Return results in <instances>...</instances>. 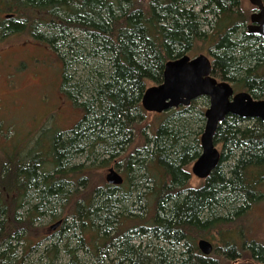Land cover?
<instances>
[{"label":"trees","instance_id":"16d2710c","mask_svg":"<svg viewBox=\"0 0 264 264\" xmlns=\"http://www.w3.org/2000/svg\"><path fill=\"white\" fill-rule=\"evenodd\" d=\"M243 12L242 0H0V38L48 45L70 72L63 92L84 112L71 130L44 127L46 141L34 147L35 134L27 150L0 157V264H222L244 254L264 264V244L224 232L264 203V122L220 124L221 162L192 188L201 138L194 118L174 116L193 104L153 123L142 106L168 61L203 52L217 80L264 99V41L247 33ZM97 148L107 157L97 168L114 162L122 185L74 163ZM48 217L62 226L50 232ZM214 233L203 256L196 236Z\"/></svg>","mask_w":264,"mask_h":264},{"label":"rangeland","instance_id":"374dc122","mask_svg":"<svg viewBox=\"0 0 264 264\" xmlns=\"http://www.w3.org/2000/svg\"><path fill=\"white\" fill-rule=\"evenodd\" d=\"M242 9L245 16L248 17L247 27L250 24V15L253 13L254 7L248 0H242ZM201 54L208 56L206 52ZM0 55L2 56L0 60L2 61L0 62V157H5V152L12 153L16 148L23 151L27 150L30 140L35 134H37V137L32 143L36 147L38 139H42L39 132L44 127L49 129L48 134L57 130H71L75 127L84 112L77 105L74 106L69 96L63 92V74H69L70 72L63 68L62 63L48 45L33 39L26 33L15 34L4 39L0 38ZM198 55L200 54L188 56L194 58ZM192 104V112L177 113L174 118H194L193 121H190L191 128L197 137L201 138L206 121L204 124L203 122L200 123L199 119L202 117H199V114L201 112L205 114L209 107V100L199 98ZM176 110L171 111L174 113ZM156 117V113H147L146 123H153L156 121ZM143 124L145 125V123ZM244 125H252V123L246 121ZM147 134L150 138L152 137V133L149 131ZM42 140L46 141L47 138L44 137ZM216 146L222 151L221 146ZM101 152L103 153V150L97 148L95 153L89 155L90 157L86 154L84 157L76 158L74 163L85 162L88 166H94L96 168L94 174L103 176L105 179L108 168H97L100 162L107 158L106 156H100ZM194 163L195 161L189 167L190 172ZM112 165L110 167H114V162ZM97 180H100V178H97ZM202 183L203 180L196 178L191 172L189 185L192 188H197ZM130 203H125V206L130 205ZM237 221V223L234 221L236 224L233 226L224 228L227 235H232L235 232L233 235L241 240L237 243L246 242L247 244L251 240H255L264 244V203L256 204L243 217V221ZM43 224L50 227L52 223L49 221V217L43 219ZM240 229H243L242 235H240ZM50 232L53 231L50 230ZM214 236L212 234L208 235L207 240L216 245L220 235L214 233ZM202 237L203 235L197 236L196 239H204ZM80 256H85V254L81 253ZM62 257L63 260H68L66 255H62ZM222 264L259 263L253 261L248 254H244L243 258L237 263L222 259Z\"/></svg>","mask_w":264,"mask_h":264},{"label":"water","instance_id":"95a60500","mask_svg":"<svg viewBox=\"0 0 264 264\" xmlns=\"http://www.w3.org/2000/svg\"><path fill=\"white\" fill-rule=\"evenodd\" d=\"M248 1L258 11L251 15L247 33L264 40V1ZM212 70V61L204 54L170 60L166 63L162 83L147 88L142 98L143 109L156 114L188 107L199 98H208L206 123L200 139L201 154L191 171L200 180L208 179L221 162L222 151L215 142L220 124L229 116L264 122V99H255L246 91L236 93L232 84L212 76ZM105 180L115 186L124 183L123 175L115 167L108 169ZM62 224L60 220L52 224L50 230L56 231ZM198 248L204 256H211L214 252L213 244L204 239L198 242Z\"/></svg>","mask_w":264,"mask_h":264},{"label":"flooded vegetation","instance_id":"af4514ba","mask_svg":"<svg viewBox=\"0 0 264 264\" xmlns=\"http://www.w3.org/2000/svg\"><path fill=\"white\" fill-rule=\"evenodd\" d=\"M264 1V0H263ZM258 10H257V8H254V10H253V13L252 14H254V13H256ZM251 14V15H252ZM251 15H250V17H251ZM3 18H5V19H2V20H8V19H11L12 18V15H10V14H6V15H4V17ZM1 20V21H2ZM250 20H251V18H250ZM249 20V22H251ZM249 25V24H248ZM247 25V26H248ZM247 28V27H246ZM247 31V30H246ZM12 35H15V34H12ZM9 36H11V35H6V36H4V37H1L2 39H4L5 37H9ZM256 37V36H255ZM261 39V38H260ZM262 40V39H261ZM264 41V40H263ZM1 55H0V60H1ZM0 62H2V61H0ZM196 238H197V236H196ZM199 238H201V237H199ZM208 239V237H206L204 240H207ZM200 240H202V239H199V240H197V247H198V242L200 241ZM207 241H209V240H207ZM210 242V241H209ZM214 246V250H215V248H216V245H213ZM199 249V248H198ZM203 255V254H202ZM204 256V255H203ZM240 261V259H237V260H235L234 261V263H237V262H239Z\"/></svg>","mask_w":264,"mask_h":264}]
</instances>
